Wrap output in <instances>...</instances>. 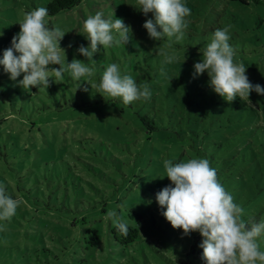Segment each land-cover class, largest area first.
<instances>
[{
  "label": "rangeland",
  "instance_id": "obj_1",
  "mask_svg": "<svg viewBox=\"0 0 264 264\" xmlns=\"http://www.w3.org/2000/svg\"><path fill=\"white\" fill-rule=\"evenodd\" d=\"M50 1L0 0V59L20 32L23 13ZM183 2L191 10L188 27L170 46L167 38H150L143 25L153 14L138 11L137 0H81L72 9L49 14L48 26L65 32L60 41L65 62L89 63L91 78L75 81L64 73L62 83L50 79L47 89L26 91L19 85L23 75L13 81L0 65V181L6 177L28 198L33 219L27 224L46 228L48 219L75 222L76 237L86 228H103V246L74 264H201V234L174 229L156 200L163 188L174 187L167 177L159 179L166 173V159H208L218 182L243 209L242 220L249 227L255 222L246 215L250 209L262 210L264 219V95L252 91L249 98L229 103L214 92L207 72L196 75L194 69L214 31L228 27L234 63H243L249 81L264 87V3ZM97 12L108 20L121 18L130 26V40L99 46L95 62H88L78 49L89 46L83 23ZM158 48L176 57L164 66L167 77L160 73L164 57ZM112 63L138 85H148L151 98L125 106L120 98L106 100L92 89ZM109 209L140 228V238L130 247L112 241ZM134 212L140 219L131 216ZM258 243L264 251V234ZM14 253L0 248V259Z\"/></svg>",
  "mask_w": 264,
  "mask_h": 264
},
{
  "label": "clouds",
  "instance_id": "obj_2",
  "mask_svg": "<svg viewBox=\"0 0 264 264\" xmlns=\"http://www.w3.org/2000/svg\"><path fill=\"white\" fill-rule=\"evenodd\" d=\"M134 7L146 16L153 14L154 19H148L143 25L150 38L159 41L167 38L169 46L172 38L176 41L183 38L188 27L186 17L191 14L183 0H137ZM48 15L46 7L24 12L18 22L20 32L13 37L11 47L4 50L0 59V65L10 74L11 80L16 81L23 75L19 85L26 91L33 87L47 89L50 79L62 83L64 73L75 81L91 78L94 74L89 63L78 59L65 62V50L60 46L65 32L60 27H49ZM129 30L130 26L121 18L108 20L103 18L102 12H97L83 23V35L90 44L88 47L81 45L78 51L88 62H95L93 56L100 50L99 46L107 49L127 44ZM229 40V28H217L210 42L200 49L202 60L194 64L195 74L207 72L214 92L229 103L237 97L249 98L252 91L264 95V87L249 81L244 64L234 63L235 49ZM158 54L164 57L160 73L167 77L164 66L176 57L163 48H158ZM91 88L106 100L108 97L120 98L125 106L151 98L149 86L138 85L130 75H122L116 63L107 66L100 82L91 84ZM163 164L166 173L159 179L167 177L174 187L163 188L157 193L156 200L166 209L163 215L174 229H183L185 235L197 231L201 234L200 247L206 264H264V251L258 243V238L264 234V219L251 227L242 220L243 209L218 182L217 172L208 159L192 158L178 163L166 159ZM20 203L6 192L4 184H0V221H10ZM106 218L120 235H128L129 227L116 210L109 209Z\"/></svg>",
  "mask_w": 264,
  "mask_h": 264
},
{
  "label": "trees",
  "instance_id": "obj_3",
  "mask_svg": "<svg viewBox=\"0 0 264 264\" xmlns=\"http://www.w3.org/2000/svg\"><path fill=\"white\" fill-rule=\"evenodd\" d=\"M243 3H249V0H240ZM256 3H264V0H253ZM81 0H51L47 4L48 13L50 15H56L62 10L72 9L79 5ZM152 67L150 63L145 66ZM59 65H53L57 68ZM146 77H152L151 72L147 69ZM144 77V75H143ZM143 120H149L147 116L141 117ZM154 122L150 120V128L156 129ZM182 159H175L173 163L182 162ZM184 162V161H183ZM10 166V165H9ZM2 176V175H1ZM4 182L1 179L0 184L6 186V192L12 196L13 199H19L21 201L17 208V213L10 221H0V248L10 247L12 251H15L14 255H11L8 259H0V264H57L58 262H64L65 264H74L76 262H83L82 256L94 253L92 249L96 251L102 247L103 228L89 227L83 230L80 236L76 237L77 232L75 222L59 224L49 222V226L46 228L37 226L35 223L32 225L27 224V219H33L30 207L28 206V198L19 192L6 177ZM264 211V207H261ZM262 210L250 209L246 215H249L254 223H259L262 217ZM131 216L140 219L141 214L135 213ZM35 217V214H34ZM126 223V222H125ZM36 226H35V225ZM127 224V223H126ZM129 227L128 235L125 237L120 235L117 229L110 228L112 241L118 245L126 248L133 245L140 236L141 231L137 226L127 224ZM39 229V230H38ZM109 233V235H110ZM64 236L63 238H61ZM32 237H39V240H33ZM68 240L63 242V239ZM111 240V239H110ZM109 240V241H110ZM111 242V241H110ZM106 247V246H105ZM4 250V249H3ZM41 251V252H40ZM8 254H3L2 257H8ZM80 258V259H77ZM182 264H187L183 261ZM201 264H206V261L202 259Z\"/></svg>",
  "mask_w": 264,
  "mask_h": 264
}]
</instances>
